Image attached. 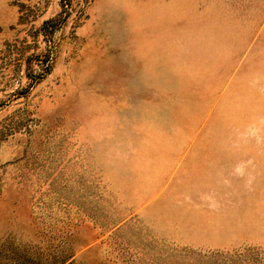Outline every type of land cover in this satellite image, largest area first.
Segmentation results:
<instances>
[{"label": "rangeland", "instance_id": "374dc122", "mask_svg": "<svg viewBox=\"0 0 264 264\" xmlns=\"http://www.w3.org/2000/svg\"><path fill=\"white\" fill-rule=\"evenodd\" d=\"M0 264H264V0H0Z\"/></svg>", "mask_w": 264, "mask_h": 264}]
</instances>
